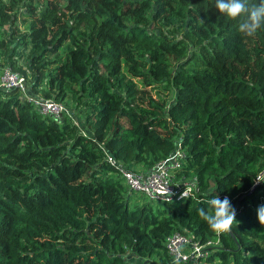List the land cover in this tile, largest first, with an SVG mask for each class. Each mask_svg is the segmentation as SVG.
Instances as JSON below:
<instances>
[{"label":"trees","instance_id":"1","mask_svg":"<svg viewBox=\"0 0 264 264\" xmlns=\"http://www.w3.org/2000/svg\"><path fill=\"white\" fill-rule=\"evenodd\" d=\"M11 2L12 15L0 0L1 69L84 119L57 121L0 87V264H130L129 252L184 264L165 245L176 232L211 242L205 264H264V28L241 34L244 17L214 0ZM176 149L189 198L131 207L107 154L150 169ZM212 196L234 206L231 231L199 217Z\"/></svg>","mask_w":264,"mask_h":264},{"label":"built area","instance_id":"2","mask_svg":"<svg viewBox=\"0 0 264 264\" xmlns=\"http://www.w3.org/2000/svg\"><path fill=\"white\" fill-rule=\"evenodd\" d=\"M0 87L7 90H18L22 98L31 102L38 112L49 115L57 121L62 119L63 115L70 113V110L68 111L62 102L30 93L26 77L12 69L3 70L0 76ZM106 160L118 168L123 183L129 192H138L152 199L179 202L184 200L182 193L185 190L190 196L195 188L190 182L177 181L173 176V169L181 167L185 160V153L181 149H176L168 157L142 173L123 165L109 154H107ZM210 244L211 242L200 244L196 240L177 232L169 235L165 242L167 251L173 260L184 264H205L200 260V257L207 254L205 249Z\"/></svg>","mask_w":264,"mask_h":264},{"label":"clouds","instance_id":"3","mask_svg":"<svg viewBox=\"0 0 264 264\" xmlns=\"http://www.w3.org/2000/svg\"><path fill=\"white\" fill-rule=\"evenodd\" d=\"M214 7L229 19L244 17L238 24V31L245 36H253L259 29L264 28V0H257L256 3H250V0H214ZM134 193L137 192H131ZM182 198H189L186 190L182 193ZM205 203L207 210L204 207L199 208L198 215L208 227L218 233L231 231L233 223L236 222V210L229 198L221 200L218 196H212ZM256 216L260 225L264 226V204L257 207Z\"/></svg>","mask_w":264,"mask_h":264},{"label":"rangeland","instance_id":"4","mask_svg":"<svg viewBox=\"0 0 264 264\" xmlns=\"http://www.w3.org/2000/svg\"><path fill=\"white\" fill-rule=\"evenodd\" d=\"M2 2L6 5V12L10 13L12 15V9L15 8L13 2H11V0H2ZM16 9L21 11V10H23V6L19 5V6H17ZM18 25H19L20 29H22V25L20 24V22L18 23ZM5 35H8V32H5ZM25 53L26 52H24V54ZM17 60H18L19 64L22 67H24L25 69L27 68L26 62L24 61L25 60L24 58H22V59L18 58ZM0 63H3V61L0 60ZM0 65L5 66L4 64H0ZM3 66H0V76L2 75V72H3V70L1 69ZM28 77H27V81L29 82L30 76H28ZM163 86H165V85L164 84H153L151 86H147L145 88V90L148 91L150 94H153V95L155 93H157V92H160V93H162L164 95H168V98L170 99L173 89L169 88L167 90H164ZM63 104H65V103L63 102ZM66 107L68 108V111L70 110L72 112L73 119L77 123H81V122L83 123L84 113L82 112L80 107L77 108V107L72 106V105H68ZM133 170L136 171V172H139V173L147 171L146 168H144L142 166H136V167L133 168ZM150 200H152V198L147 197L146 195L140 194V193L137 192V193L133 194V197H132L131 202H130V206L132 207L136 202L148 203V202H150ZM154 200L155 201H152L154 205L164 206L163 205L164 203L160 202V200H158V199H154ZM127 259H128L130 264H156V262L154 260H152V261L148 260L147 262L140 261L136 257H134V255L131 252H129V254L127 255Z\"/></svg>","mask_w":264,"mask_h":264}]
</instances>
